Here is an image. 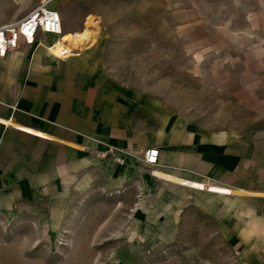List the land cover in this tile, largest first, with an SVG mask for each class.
Listing matches in <instances>:
<instances>
[{"label": "rangeland", "instance_id": "obj_1", "mask_svg": "<svg viewBox=\"0 0 264 264\" xmlns=\"http://www.w3.org/2000/svg\"><path fill=\"white\" fill-rule=\"evenodd\" d=\"M40 1L0 0L3 21H19ZM49 7L66 32L83 33L94 21L91 40L68 57L100 51L113 78L153 99V125L166 104L170 142L182 150L171 161L178 176L232 194L143 166L137 185L0 210V264H264V0Z\"/></svg>", "mask_w": 264, "mask_h": 264}, {"label": "crops", "instance_id": "obj_2", "mask_svg": "<svg viewBox=\"0 0 264 264\" xmlns=\"http://www.w3.org/2000/svg\"><path fill=\"white\" fill-rule=\"evenodd\" d=\"M55 40L20 41L0 57V210L137 185L143 166L156 167L142 160L150 148L160 151L159 172L180 177L166 104L153 125V99L113 78L100 51L62 59L48 50Z\"/></svg>", "mask_w": 264, "mask_h": 264}, {"label": "built area", "instance_id": "obj_3", "mask_svg": "<svg viewBox=\"0 0 264 264\" xmlns=\"http://www.w3.org/2000/svg\"><path fill=\"white\" fill-rule=\"evenodd\" d=\"M53 1L41 0L36 8L16 22L5 23L0 13V57L5 58L11 49L18 47L20 41L32 45L47 34L56 36L48 48L54 54L53 49L60 44L64 28L60 11L49 7ZM159 156L157 148H150L144 151L142 160L148 166H157Z\"/></svg>", "mask_w": 264, "mask_h": 264}, {"label": "bare ground", "instance_id": "obj_4", "mask_svg": "<svg viewBox=\"0 0 264 264\" xmlns=\"http://www.w3.org/2000/svg\"><path fill=\"white\" fill-rule=\"evenodd\" d=\"M94 21L88 20L86 23V28L83 31V33H72V32H65L63 29L62 33V39L59 45H57L54 49V55L58 58L65 59L68 57V54L72 51H75L77 49H80V46L85 45L87 42H89L92 38L91 33V27H93ZM156 175L165 179H168L172 182L179 183L184 186H188L190 188L196 189V190H209L212 193L219 194V195H230L232 194V191L224 186H218V185H205L199 181L190 180V179H184L181 177H176L169 174H164L161 172H156Z\"/></svg>", "mask_w": 264, "mask_h": 264}]
</instances>
